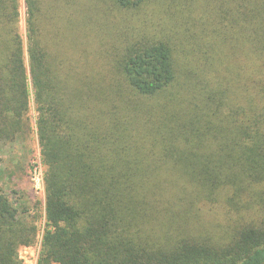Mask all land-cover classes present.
<instances>
[{
	"label": "trees",
	"instance_id": "trees-1",
	"mask_svg": "<svg viewBox=\"0 0 264 264\" xmlns=\"http://www.w3.org/2000/svg\"><path fill=\"white\" fill-rule=\"evenodd\" d=\"M153 1L24 0V43L19 0H0V154L29 139L32 103L37 264H264V0H212L193 70L145 31ZM39 210L0 189V264H23Z\"/></svg>",
	"mask_w": 264,
	"mask_h": 264
},
{
	"label": "rangeland",
	"instance_id": "rangeland-1",
	"mask_svg": "<svg viewBox=\"0 0 264 264\" xmlns=\"http://www.w3.org/2000/svg\"><path fill=\"white\" fill-rule=\"evenodd\" d=\"M211 1L157 0L146 4L145 9L143 7L141 10L142 18L148 26V29L143 26L145 31L154 32L157 36L164 37L171 42L172 47L176 51L180 70L192 69V62L203 56L202 49L207 50L208 45L202 44V39L219 24V22L215 21L217 10L210 7ZM19 6V27L22 39L26 43V9L24 0H19ZM120 19L121 15L114 13L110 16L108 24L118 23ZM112 30L113 28L110 27L109 31ZM197 40L199 41L198 47L192 52V44H195ZM245 47H248L247 44ZM195 64L197 65L198 75L193 72L192 80L196 83L201 81L202 85L209 90L214 88L220 72L218 74L216 68L214 70L209 68L208 70L207 66L201 62ZM178 75L179 77L182 76V78L185 77L184 75ZM207 89L205 88V90ZM154 103V100L145 101L143 99L144 106H150ZM29 114L32 127L29 139L4 148L0 154V168L2 170L6 167L4 165H6L8 160L12 161L7 164L10 168L6 170L5 175L0 177V189H3L15 204L24 203L29 207L35 203H38V207L40 205L36 243L30 246L26 253L19 251V257L22 258L19 259L23 264H37L41 249L38 241L44 229V167L40 160V149L35 126L36 114L32 103ZM28 164L32 165L31 169ZM10 172L13 174L12 177L8 176Z\"/></svg>",
	"mask_w": 264,
	"mask_h": 264
},
{
	"label": "built area",
	"instance_id": "built-area-1",
	"mask_svg": "<svg viewBox=\"0 0 264 264\" xmlns=\"http://www.w3.org/2000/svg\"><path fill=\"white\" fill-rule=\"evenodd\" d=\"M41 239H42V235H41L40 240L38 241V242H39V246H40ZM29 249H30L29 247H24V248H21L20 250H21V252L23 251L24 253H26L27 250H29ZM19 258L22 259L21 257H19ZM25 262H26V261H25Z\"/></svg>",
	"mask_w": 264,
	"mask_h": 264
}]
</instances>
